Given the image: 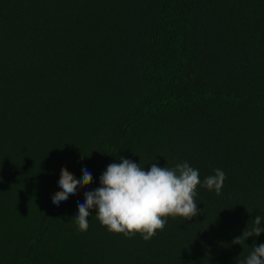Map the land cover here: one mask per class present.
Returning a JSON list of instances; mask_svg holds the SVG:
<instances>
[{"label": "trees", "instance_id": "obj_1", "mask_svg": "<svg viewBox=\"0 0 264 264\" xmlns=\"http://www.w3.org/2000/svg\"><path fill=\"white\" fill-rule=\"evenodd\" d=\"M119 157L199 171L149 241L84 193ZM93 183L59 205L61 169ZM226 174L220 195L203 186ZM264 0H0V264H238L264 232Z\"/></svg>", "mask_w": 264, "mask_h": 264}, {"label": "clouds", "instance_id": "obj_2", "mask_svg": "<svg viewBox=\"0 0 264 264\" xmlns=\"http://www.w3.org/2000/svg\"><path fill=\"white\" fill-rule=\"evenodd\" d=\"M120 163H112L100 176V187L84 193L85 202L78 203V215L75 216L79 230L87 231L88 218L94 210L97 219L110 232L132 236L140 233L145 241L153 238L158 230H163L166 217H185L191 219L198 215L194 197L197 186L201 184L199 171L188 162L178 163L174 168H161L152 163L150 170L137 163L119 157ZM226 174L216 169L215 174L203 181L208 190H215L220 195L226 180ZM61 191L52 201L59 205L75 197L78 189L93 183L92 174L85 168L82 178L77 180L68 169H61L58 181ZM261 216L254 218L253 226L244 231L233 242L241 244L248 237H258L264 232ZM238 264H264V244L256 246L246 260Z\"/></svg>", "mask_w": 264, "mask_h": 264}]
</instances>
